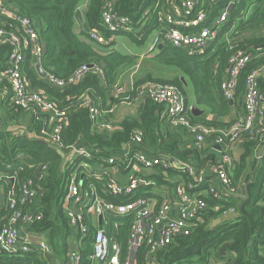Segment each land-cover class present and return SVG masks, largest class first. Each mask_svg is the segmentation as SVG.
Listing matches in <instances>:
<instances>
[{"label":"built area","instance_id":"obj_1","mask_svg":"<svg viewBox=\"0 0 264 264\" xmlns=\"http://www.w3.org/2000/svg\"><path fill=\"white\" fill-rule=\"evenodd\" d=\"M116 2L105 0L102 12V26L112 34L129 31L132 25L130 18L118 15ZM195 3V0L170 2L169 11L161 14L167 26L154 33L151 51L163 44L188 50L190 54H204L211 49L228 20L229 12L225 9L207 23V11L195 12ZM233 4L234 0L230 2V5ZM0 14L12 19L18 27L17 30H8L0 26V46L10 49L7 67L0 74V84L7 83L11 104L30 112L37 119L41 115H50L49 121H46L50 131H42L44 137L40 141L63 154L62 171L68 173L60 199L66 220L64 233L67 247L60 256L46 234L28 231L29 226L44 219L37 203L46 193L48 165L28 160L24 154H18L11 163L3 164L0 194L5 197L9 215L0 226V258L34 253L45 264H138V254L144 250L145 264H158L160 252L163 253L178 238L193 234L206 219L212 220L211 214L218 212L219 207H211L208 200L226 201L230 196L237 198L239 188L231 186L228 173L233 164L230 153L233 148L241 147L245 141L243 136L264 135V93L259 86V80L264 78V65L246 77L241 99H236L237 80L245 66L259 55L238 51L227 59L220 90L232 107L240 106L242 109L240 116L230 119L232 121L227 128L192 122L187 115L185 98L175 86L147 82L136 89L132 102L145 99L162 106L167 125L183 130L191 139L188 149L201 151L207 147L217 155V161L210 167V180L205 181L207 177L203 171L180 165L170 158L150 155L143 147L144 134L140 130L130 134L119 153L105 159L95 160L92 151L80 139L63 146L61 133L66 124V112L57 111L41 91L31 89L21 73L23 50L29 51L33 68L41 66L44 45L37 29L29 19L20 18L2 3ZM88 37L98 49L108 45L112 39H106L100 31H89ZM89 72L102 77L99 66L83 64L66 79L47 73L43 79L53 88L61 89L79 83ZM133 84L128 88L114 85L113 96H125L133 90ZM81 101L82 107L88 110L91 133L110 136L117 130L119 124L114 117L108 122L102 119L95 99L84 93ZM124 101L128 103L127 98ZM114 112L115 109L110 114L114 116ZM261 157L262 152L256 153L254 162ZM160 167L163 170L172 167L182 169L193 180L187 183L177 181L171 189L166 186L158 188L147 177L157 175ZM26 170H33V173L20 178ZM164 176L167 177L166 172ZM205 183L207 188L201 189ZM148 186L153 187L150 195L137 197L139 191ZM229 213L237 214L234 209H229L221 217ZM128 220L130 225L123 249L118 240V230ZM86 241L90 242L91 252L84 256ZM234 256L230 253L222 260H213L208 264H227Z\"/></svg>","mask_w":264,"mask_h":264},{"label":"trees","instance_id":"obj_2","mask_svg":"<svg viewBox=\"0 0 264 264\" xmlns=\"http://www.w3.org/2000/svg\"><path fill=\"white\" fill-rule=\"evenodd\" d=\"M82 0H0L3 7L13 11L20 18L29 19L40 36L44 45V55L41 60V69L47 74L57 78L66 79L75 69L83 64L96 65L102 70V77L95 72H89L79 83L55 89L40 78L31 66V55L28 50H23L21 59V73L25 82L33 90L41 91L57 111L66 112V124L61 133L63 146L74 144L78 139L92 151L94 159H105L111 154L121 151L122 145L128 140L130 134L140 130L144 134L143 147L152 156L170 158L194 168H202L207 164L215 163L214 152L206 155V150L185 149L169 134L161 132L162 121L156 112L161 111V106L148 102L140 122L126 119L119 123L117 130L110 136L93 134L90 130L88 110L82 107L81 96L86 93L98 103L104 121H111L120 100L111 98L109 91L113 90L119 72L131 66L137 57L123 55L117 51H110L102 55L88 40L89 31H100L106 39L113 36L127 37L138 46L144 45L149 35L161 25L167 26L161 14L168 12L172 0H117L115 10L118 15L131 19V29L112 34L102 26V12L105 0H89L84 22L79 26L75 13ZM180 2V0H175ZM195 12L206 10L207 23L216 19L221 12L229 8L230 0H195ZM253 9L249 13L250 8ZM249 14V15H248ZM0 26L8 30H17V24L12 19L0 14ZM79 27L77 34L75 28ZM264 30V0H234V6L228 13V20L223 27L217 41L212 48L204 54H190L188 50L177 49L169 44L150 53L148 65L159 67V71H173L174 78H165L161 75H146L143 79L134 81L133 90L124 98L128 103L134 100L136 89L147 82L169 84L178 88L185 98L188 106L187 87H192L194 103L208 114L216 117L217 121H206L194 117L190 111L187 115L194 123H206L216 128L229 126V117L232 105L228 103L220 90V82L226 67L227 59L235 52L245 51L259 55L242 70L237 80L236 99H241L244 92L246 77L264 65L263 37L248 36L256 31ZM228 37V40L225 37ZM83 37V38H82ZM232 39V40H231ZM228 42L230 44L228 45ZM112 41L102 46L108 49L114 46ZM215 48V51L213 50ZM10 49L0 46V74L6 69ZM105 53V51L103 52ZM136 64V63H135ZM134 64V65H135ZM259 86L264 93V78L259 80ZM9 90L6 82L0 84V90ZM10 91V90H9ZM113 97V92H111ZM2 114L7 125L0 120V170L3 164L12 162L18 154L26 155L28 160L36 163H46L48 173L45 177V195L38 201L37 206L43 213L42 222L29 226L28 231L44 233L47 235L54 251L62 256L66 249V220L61 211V191L64 179L68 174L62 171L61 156L52 148L43 144L40 138L42 131L49 132L50 115H41L38 119L8 100L1 103ZM188 110V108H187ZM220 120V121H219ZM15 123L24 128V134L32 138H24L20 134L7 131L8 124ZM16 124V125H17ZM241 145L242 154L237 162L233 160L228 170L231 186L241 188L247 183L248 176H253L251 183L246 185V198L244 200L230 196L226 201L208 200V204L219 207L218 212L212 213V220L206 219L204 224L188 237L178 238L175 243L168 246L157 257L158 264H208L213 260L223 259L225 255L234 253L235 256L227 264H264V153L258 164L253 162V156L264 150V135L243 136ZM166 172L167 177L164 176ZM253 172V173H252ZM33 173L26 170L20 174L24 178ZM181 177L185 183L192 182L191 176L182 169L163 168L157 169V175L147 177L153 180L158 188L163 186L169 189L175 187V180ZM207 178L205 181H209ZM194 183V182H193ZM202 185L201 189L207 188ZM249 187L251 188L249 191ZM153 187L142 188L138 196L147 197ZM6 188H4V193ZM241 203V205H238ZM234 209L238 217L228 223L221 224L211 229L214 220L222 218L224 212ZM9 215L5 205V197L0 194V226ZM129 220L118 230V240L125 248ZM91 234V233H90ZM224 253L220 252V249ZM91 252V245L86 241L83 250L84 256ZM146 253L141 250L138 254V264H145ZM4 264H45L34 253L12 255L0 258Z\"/></svg>","mask_w":264,"mask_h":264},{"label":"crops","instance_id":"obj_3","mask_svg":"<svg viewBox=\"0 0 264 264\" xmlns=\"http://www.w3.org/2000/svg\"><path fill=\"white\" fill-rule=\"evenodd\" d=\"M231 1L232 0H230V2ZM88 2H89V0H82L80 2V4L78 5V10H80L81 13H82L83 22H84V14H85V11H86ZM229 6H230V4H229ZM233 6H234V4L232 5V7ZM252 9H253V6H252V8H250L249 13H251ZM213 20H211V21H213ZM83 22H82V24H83ZM82 24H79V26L82 25ZM164 27H166V26H164ZM161 28H163L162 25L158 29H156L155 31L152 32L153 35H154L155 32L161 30ZM123 38L125 39V37L117 36V37L112 38L111 40L114 41L115 44H116L117 41H120ZM225 39L228 40V37L226 36ZM83 40H85L86 42H90L92 45H94L89 39L86 40V39L83 38ZM217 43H219V42L217 41ZM94 47L97 48V46H95V45H94ZM139 47H141V46H139ZM161 47H162V45L158 46V48L155 49V50H153L152 52L159 50ZM99 49L97 48V50L100 51L99 53L102 54V55L108 54L110 51H113V50L121 53L119 50L115 49L114 46H112V47H110L108 49H103V48H99ZM213 50L215 51V48ZM104 51H105V53H103ZM143 53L146 54L147 51L145 50V52H143ZM121 54L128 55V54H124V53H121ZM148 55L149 54H147L146 57H144L142 54H136V53H133L132 55H130V56L137 57V60L131 66L126 67L125 69H123L122 71L119 72L118 76L116 77V80H115V84L114 85H119V86L125 85L128 88L132 82H134V81L136 82L138 80H141V79H143L148 74H153L154 76H157V75H161L162 76L163 75V71H159V67L150 66V65L147 64L148 61L151 58V56H148ZM145 64H147V65H145ZM138 66H139V69L141 67L144 69L142 71V74L138 78H134L133 77L134 76L133 74L135 73V70L133 71V74H130L128 76V78H127V75H125L124 73H122L124 70H127V69L130 70V69L136 68ZM35 71L37 72L36 69H35ZM43 73H45V72L43 71ZM37 75L40 78H42L38 74V72H37ZM111 92L112 91L110 90L109 91L110 97L116 99L114 96L112 97ZM9 97H10V91L9 90H5V89H1L0 90V120H1L2 124L5 125V126L7 125V122H6L5 116L2 114V110H1L2 109V105H1V103L3 101H5V100H8ZM187 100H188V106H187L188 111H190L191 108H194V109H197L198 111L201 112L200 116H197V117L202 118V119H205L206 121H217L219 119V118L217 119L216 117H213L212 115L208 114L207 112L203 111L201 108H199V107H197L195 105L192 87H187ZM148 102L149 101L143 99V100L134 101V102H132L130 104H125V103L124 104H121V103H118L117 106H116V109H115V112H114V116L113 117L118 122V124L121 123L122 121L126 120V119H131V120H135V121L140 122V119L144 115V112H145V109H146V104ZM190 113H191V111H190ZM164 114H165L164 108L161 106V111L160 112H156V116H159L160 120L162 121L161 132L163 134H169V135L173 136L179 142L180 147L183 150L188 149L189 146H190V144H191V139L189 138V136H186V134H185V132L183 130H175L172 127H170L169 125H167V123L165 122V119H164ZM241 114H242L241 107L240 106H235V107H232L231 113H230L229 117L224 118L223 120L224 121H227V120H229V118L230 119H233L237 115L240 116ZM16 124L17 123H15V125H12V123H9L8 124V129H11L13 126H18V124L17 125ZM10 132H13L14 133V131H12V130ZM204 150H206V151L208 150L207 153H206V155H209L210 154V151H209V149L207 147H205ZM261 152H262V156H263V150ZM230 154L232 155L233 160L235 162H237L239 160V158H240V155L242 154L241 147H235V148H233L231 150V153ZM214 158H215L214 161H217V158H218L217 155ZM253 158H254V156H253ZM260 161H261V159L258 162H256L255 164H258ZM253 162H254V160H253ZM184 165H187V164L184 163ZM211 166H212V164H207V165H204L202 168H199V169L195 168V169L198 172L203 171V174H205V176L207 178H209L210 175H211L210 174V167ZM252 178H253V176L252 177L249 176V179L247 178V180H248L247 183L245 185H243L239 189V192L240 193L237 196L238 199L243 200V197L245 195H243L242 190L244 189L245 190V193L247 194L246 185L251 183ZM174 180H175L174 182H177V181H180L182 179H181V177H177ZM238 205H241V203H238Z\"/></svg>","mask_w":264,"mask_h":264},{"label":"rangeland","instance_id":"obj_4","mask_svg":"<svg viewBox=\"0 0 264 264\" xmlns=\"http://www.w3.org/2000/svg\"><path fill=\"white\" fill-rule=\"evenodd\" d=\"M75 31L78 34L80 32V28L76 26ZM248 36L263 37L264 38V30L256 31V32H254V34L249 33V34L245 35V37H248ZM115 37H117V36H115ZM122 37H124V36H122ZM112 38H114V37H112ZM110 42H111V40H109V43ZM152 43H153V33L149 35L148 39L145 41L144 45H142L141 47H139L135 43L131 42V40H129L127 37H125V39L123 38L120 41H117V43L114 44V48L119 50L121 53H124V54L132 55L133 53H136V54H142L144 57H146L147 54L152 53V51H151ZM145 50L147 51L146 54L143 53V52H145ZM145 65H147V64H145ZM138 69H139V66L136 68L130 69V70L129 69L124 70L122 73L127 75V78H128V76L130 74H133V71L135 70L133 77L138 78L142 74V71L144 70L142 67L139 70ZM175 75H177V74L173 71H166V72H163L162 76L165 78L172 79V78H174ZM122 87L127 88L125 85H123ZM116 99L120 100L119 103H121V104H124V102H125L123 100V97H118ZM125 104H128V103L125 102ZM248 179H249V176H248ZM250 189L251 188L249 187V191H250Z\"/></svg>","mask_w":264,"mask_h":264},{"label":"water","instance_id":"obj_5","mask_svg":"<svg viewBox=\"0 0 264 264\" xmlns=\"http://www.w3.org/2000/svg\"><path fill=\"white\" fill-rule=\"evenodd\" d=\"M231 7H232V5H230L229 8L227 9L228 12L230 11V8H231ZM75 16H76V19H77L78 23H79V24H82L83 19H82V13H81L80 10L77 9V11H76V13H75ZM259 48L264 49V45H261ZM36 70H37L38 74H39L42 78L45 77L46 74L43 73V71H42V69H41L40 66H37V67H36ZM190 111H191V114H192L194 117L200 116V114H201L200 111H198L197 109H194V108H191ZM11 130L14 131V133H16V134H20V135H22L24 138H32L31 135H29V136L27 137V136L24 134V129H23V127L21 128L20 126H13L11 129H7V131H11ZM55 151H56V153H57L58 155H60L61 157L63 156V154H62L61 152H59L58 150H55ZM263 153H264V150H263ZM178 164L182 165V163H180L179 161H178ZM242 193H243V195H245V196L243 197V200H244L245 197H246V193H245V190H244V189L242 190ZM237 217H238V214H232V213H229V214H227L226 216H224V217H222V218H220V219L214 220L213 223L211 224V229L215 228V227L218 226V225H221V224H225V223L231 222V221L235 220ZM23 235H24V234L22 233L21 236H23ZM220 252H221V253H224L223 250H220ZM161 256H162V252L159 253V257H161Z\"/></svg>","mask_w":264,"mask_h":264}]
</instances>
